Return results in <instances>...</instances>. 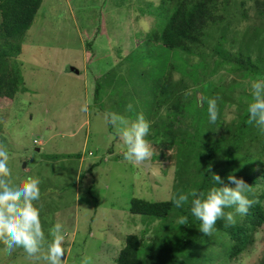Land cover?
Here are the masks:
<instances>
[{"label": "rangeland", "instance_id": "obj_1", "mask_svg": "<svg viewBox=\"0 0 264 264\" xmlns=\"http://www.w3.org/2000/svg\"><path fill=\"white\" fill-rule=\"evenodd\" d=\"M243 1L246 8L241 5ZM234 2L239 12L250 9V17L254 18V0ZM142 3L143 0H43L19 60L25 68L26 92L16 105L0 103V147L9 153L12 179H40L41 198L36 203L41 209L42 228L50 242L55 224L62 225L64 256L67 253L62 264H118L129 235L144 240L143 255H148L150 240L161 238L167 229L179 224V218L134 215L133 200L171 201L179 194L198 190L175 188L174 177L169 176L173 170L166 158H158L154 145L148 162L152 166L144 168L125 160L126 149L103 120L106 111L130 118L143 113L149 118L148 102L143 97L148 89L141 82L149 67L146 61L130 58L127 51L134 49L132 19L142 13ZM140 24L151 29L154 20L144 18ZM248 24L249 20L242 19L240 26H230L226 49L236 53L241 47L243 52L250 50L254 54V47L258 48L255 42L250 48L243 41L232 43L247 31ZM260 29L258 40L264 47V27ZM254 34L255 30L250 34L252 39ZM71 66L80 74L69 72L67 68ZM258 66L264 70V64ZM231 69L232 66L224 67L210 83L223 85L236 102L244 95L247 103L245 95H251L254 80L233 74ZM175 79L179 80L180 74ZM258 79L264 80V76ZM97 84L103 89L96 96ZM190 89L194 84L190 83ZM84 104L88 105L87 112L81 110ZM129 104L133 106L131 112L127 111ZM233 105H227L225 123L238 121L242 114L237 105L233 111ZM217 132L218 136L227 135L224 127ZM36 140L44 145L37 146ZM45 251L46 245L42 254ZM262 258L264 227L254 250L240 263L257 264ZM0 264L45 262L29 258L22 248L9 253L0 243Z\"/></svg>", "mask_w": 264, "mask_h": 264}, {"label": "trees", "instance_id": "obj_2", "mask_svg": "<svg viewBox=\"0 0 264 264\" xmlns=\"http://www.w3.org/2000/svg\"><path fill=\"white\" fill-rule=\"evenodd\" d=\"M234 1L143 0L142 13L132 19L134 49L127 51L130 58L146 61L149 67L141 81L148 89L143 94L150 122L146 139L156 147L158 158L167 159L175 188L195 187L206 192L214 186L212 173L222 179L233 174L250 185L249 198L254 203L246 215H236L235 224L218 219L212 234L205 235L199 229L200 221L190 212V198L181 208L175 207L173 200L135 199L131 207L134 215L167 220L186 217V223L167 229L161 238H152L146 256L144 240L138 235L127 236L118 264H241L243 256L255 248L264 227V130L248 123L252 95H245L247 103L244 95L236 102L223 85L210 83L226 66H232L233 74L254 81L264 76L258 66L264 64V47L258 40L264 27V0H254V18L250 9L239 12ZM42 4L43 0H0V103L5 106L16 105L26 92L25 68L19 60ZM241 5L246 8V1ZM144 18H152L154 27L144 28L140 24ZM242 19L249 20L247 31L232 43L243 41L250 48L255 42L256 58L241 47L236 53L225 48L230 44V26H240ZM253 29L256 35L252 39ZM176 74H180L179 80ZM97 87L96 96L103 89L100 84ZM209 99L217 100L215 124L208 119ZM230 102L242 114L238 121L225 123ZM219 127H224L227 135L218 136ZM35 142L44 145L43 141ZM229 211L234 209H225ZM257 264H264V258Z\"/></svg>", "mask_w": 264, "mask_h": 264}, {"label": "clouds", "instance_id": "obj_3", "mask_svg": "<svg viewBox=\"0 0 264 264\" xmlns=\"http://www.w3.org/2000/svg\"><path fill=\"white\" fill-rule=\"evenodd\" d=\"M252 99L247 106L248 123L254 124L264 130V80H255L251 85ZM207 113L210 123L218 120V107L216 99L207 102ZM88 111V105L81 107ZM133 106L129 104L127 111L131 112ZM236 106L233 105V111ZM105 125H110L114 136L126 149L123 152L125 160L149 167L153 156L152 144L146 139L150 134V122L143 113H137L135 118L115 111H106L103 114ZM9 153L0 147V243L9 253L22 248L29 258L43 260L45 264H62L65 239L62 225L55 224L54 231L50 233L52 239L47 241L41 224V209L37 203L41 198L40 179L28 177L20 182L12 179L9 167ZM214 186L206 192L192 190L188 194H179L173 198L175 207L181 208L191 199L190 212L200 221L199 229L205 235L214 231L216 221L224 219L228 224L236 223V215L244 216L254 200L249 198L250 185L243 178L229 174L222 179L219 174L212 173ZM226 208L234 211L225 212ZM186 217L179 218V224L186 223ZM46 245V251L42 249Z\"/></svg>", "mask_w": 264, "mask_h": 264}, {"label": "water", "instance_id": "obj_4", "mask_svg": "<svg viewBox=\"0 0 264 264\" xmlns=\"http://www.w3.org/2000/svg\"><path fill=\"white\" fill-rule=\"evenodd\" d=\"M69 72L71 73H75V74H80V71L78 69H76L75 67H69L67 68ZM151 166V164H149V167ZM148 168V167H147Z\"/></svg>", "mask_w": 264, "mask_h": 264}, {"label": "built area", "instance_id": "obj_5", "mask_svg": "<svg viewBox=\"0 0 264 264\" xmlns=\"http://www.w3.org/2000/svg\"><path fill=\"white\" fill-rule=\"evenodd\" d=\"M92 155V154H91Z\"/></svg>", "mask_w": 264, "mask_h": 264}]
</instances>
